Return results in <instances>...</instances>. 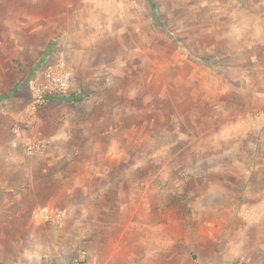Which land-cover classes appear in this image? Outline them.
I'll return each instance as SVG.
<instances>
[{"label":"rangeland","instance_id":"1","mask_svg":"<svg viewBox=\"0 0 264 264\" xmlns=\"http://www.w3.org/2000/svg\"><path fill=\"white\" fill-rule=\"evenodd\" d=\"M51 2L0 0V109L47 143L0 189V264H264V0Z\"/></svg>","mask_w":264,"mask_h":264},{"label":"built area","instance_id":"2","mask_svg":"<svg viewBox=\"0 0 264 264\" xmlns=\"http://www.w3.org/2000/svg\"><path fill=\"white\" fill-rule=\"evenodd\" d=\"M72 74L67 66V61L60 58L58 61L48 62L42 71V79L34 84L35 100L46 99L47 96H55L65 93L71 86ZM41 112V111H40ZM39 112V113H40ZM35 115L24 117L12 126V133L23 140L25 151L28 155H39L47 151V143L44 138L37 135H27L22 124L31 125L36 120ZM42 218L47 221L59 222L63 219V211L53 208L42 212ZM75 264H104L102 260L93 259L87 248L80 250L79 260Z\"/></svg>","mask_w":264,"mask_h":264},{"label":"crops","instance_id":"3","mask_svg":"<svg viewBox=\"0 0 264 264\" xmlns=\"http://www.w3.org/2000/svg\"><path fill=\"white\" fill-rule=\"evenodd\" d=\"M51 3H52L51 8L54 9L53 11L58 12L60 15H62V19L64 20V8L66 7L64 0H52ZM45 5L48 6L49 5L48 2L47 3L45 2ZM240 17L243 18L244 14L241 13L240 15H238L237 18H240ZM2 43H4V41H1L0 45H3ZM9 119H10V116L8 117L3 116V109L1 108L0 109V189L20 188V185L24 181L22 177L25 174H27V171L30 172L31 175H34V172L36 170L34 162L36 161L35 157L37 155L28 156L30 157V160L32 158V164L30 160L26 161V158H23L21 154V148H20L21 147L20 138L15 136L13 133L8 132V129L13 124L12 122H9ZM62 140L63 139H58L57 141L56 139H54L52 142L53 146L49 147V151H55L59 147H63L64 149V143ZM58 142H60L61 144L59 145ZM100 202H101L100 203L101 205L99 206L98 209L96 208V206H93V207L94 209L96 208L95 211H101L103 209V212H99L100 215L98 218L101 219L103 222H107L109 221V218H108L109 216H107V214H105L104 211H106L105 207L107 208L110 204L108 203L106 204V206H104L105 204L102 202V200H100ZM114 245L116 244L113 242L112 247H115ZM106 247L111 248L110 245ZM107 248L106 250L111 252ZM102 261L104 262V264H118L120 259L118 256L113 257L111 254L108 253L102 259Z\"/></svg>","mask_w":264,"mask_h":264}]
</instances>
